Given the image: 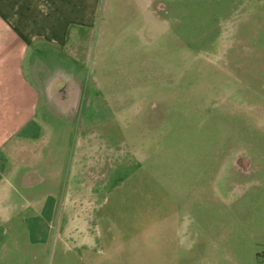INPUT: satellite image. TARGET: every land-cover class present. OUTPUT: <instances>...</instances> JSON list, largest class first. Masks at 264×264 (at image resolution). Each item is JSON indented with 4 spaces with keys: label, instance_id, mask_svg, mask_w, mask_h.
<instances>
[{
    "label": "rangeland",
    "instance_id": "1",
    "mask_svg": "<svg viewBox=\"0 0 264 264\" xmlns=\"http://www.w3.org/2000/svg\"><path fill=\"white\" fill-rule=\"evenodd\" d=\"M68 33L34 144L67 166L81 144L112 149L111 181H140L107 261L264 264V0H94ZM8 235L0 264H82L55 230Z\"/></svg>",
    "mask_w": 264,
    "mask_h": 264
},
{
    "label": "crops",
    "instance_id": "2",
    "mask_svg": "<svg viewBox=\"0 0 264 264\" xmlns=\"http://www.w3.org/2000/svg\"><path fill=\"white\" fill-rule=\"evenodd\" d=\"M93 10L94 0H0V254L8 232L22 223L31 233L40 231L36 239L43 243L55 230L59 248L74 249L82 264H111L107 257L114 246L121 248L113 234L132 232L124 225L126 201L130 196L138 201L139 194L126 185L136 191L140 181L128 175L126 184L111 181L112 149L100 153L81 144L70 167L53 148L34 144L35 116L51 100L52 61L59 63L55 60L67 47L68 28L90 24ZM67 167L70 188L61 192ZM88 168L94 169L91 192L77 183ZM174 233L178 238V226Z\"/></svg>",
    "mask_w": 264,
    "mask_h": 264
}]
</instances>
